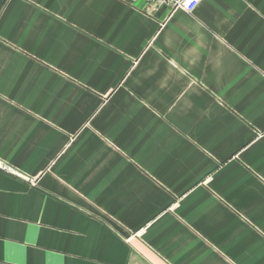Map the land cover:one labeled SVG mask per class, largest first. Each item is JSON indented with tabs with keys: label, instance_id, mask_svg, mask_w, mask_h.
Returning <instances> with one entry per match:
<instances>
[{
	"label": "crops",
	"instance_id": "0c3cea01",
	"mask_svg": "<svg viewBox=\"0 0 264 264\" xmlns=\"http://www.w3.org/2000/svg\"><path fill=\"white\" fill-rule=\"evenodd\" d=\"M0 0V264H264V0Z\"/></svg>",
	"mask_w": 264,
	"mask_h": 264
},
{
	"label": "built area",
	"instance_id": "2783aa9c",
	"mask_svg": "<svg viewBox=\"0 0 264 264\" xmlns=\"http://www.w3.org/2000/svg\"><path fill=\"white\" fill-rule=\"evenodd\" d=\"M148 11H157L161 8L168 10L181 9L192 12L201 0H142ZM1 167V166H0Z\"/></svg>",
	"mask_w": 264,
	"mask_h": 264
}]
</instances>
